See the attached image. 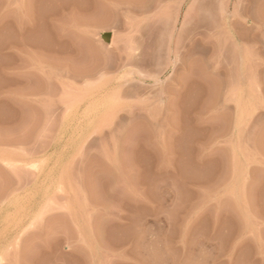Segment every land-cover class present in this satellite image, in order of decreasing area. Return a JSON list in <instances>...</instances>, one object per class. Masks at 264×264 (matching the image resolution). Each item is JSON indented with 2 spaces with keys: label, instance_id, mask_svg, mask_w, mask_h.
Here are the masks:
<instances>
[{
  "label": "rangeland",
  "instance_id": "1",
  "mask_svg": "<svg viewBox=\"0 0 264 264\" xmlns=\"http://www.w3.org/2000/svg\"><path fill=\"white\" fill-rule=\"evenodd\" d=\"M0 264H264V0H0Z\"/></svg>",
  "mask_w": 264,
  "mask_h": 264
}]
</instances>
